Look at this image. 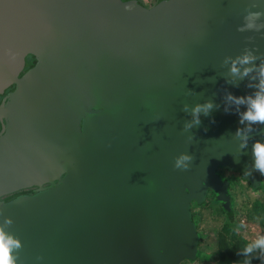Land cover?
<instances>
[{
	"label": "water",
	"instance_id": "obj_1",
	"mask_svg": "<svg viewBox=\"0 0 264 264\" xmlns=\"http://www.w3.org/2000/svg\"><path fill=\"white\" fill-rule=\"evenodd\" d=\"M24 55L0 106V197L57 182L0 201L14 264H180L198 250L190 203L230 209L218 167L260 186L264 124L243 116L264 97V0H0V91ZM132 94L135 126L104 146L99 123Z\"/></svg>",
	"mask_w": 264,
	"mask_h": 264
},
{
	"label": "rangeland",
	"instance_id": "obj_2",
	"mask_svg": "<svg viewBox=\"0 0 264 264\" xmlns=\"http://www.w3.org/2000/svg\"><path fill=\"white\" fill-rule=\"evenodd\" d=\"M143 1L150 5L154 0ZM223 174L235 179L230 188L237 222L234 235L244 239L249 249L256 253L264 252V246H258L259 241L264 239V175L260 189L254 191L238 174L229 171H223ZM212 198L211 194L208 195L202 206H192L191 211L198 221L197 231L201 235L198 250L209 259L199 258L193 262L184 260L180 264H216L218 260L217 240L222 233L224 216L220 204L215 206Z\"/></svg>",
	"mask_w": 264,
	"mask_h": 264
},
{
	"label": "flooded vegetation",
	"instance_id": "obj_3",
	"mask_svg": "<svg viewBox=\"0 0 264 264\" xmlns=\"http://www.w3.org/2000/svg\"><path fill=\"white\" fill-rule=\"evenodd\" d=\"M158 1L160 0H154L151 2L150 5H147L145 3V1L143 0H138V2L146 7V8H149L153 5H155ZM24 62H23V66L22 68L20 69L18 75L16 78H14V80H12V82H10V84L8 86H6L5 88H3L1 91H0V106L4 103H6L7 101V95L12 92L13 90H15L16 88V83H15V80H18L20 79L29 69H31L37 62V58L34 57L33 55H24V58H23ZM117 97H120V98H123V99H127L129 98L128 100H130V102L128 103H125L123 106L121 105L119 107V109L117 110L120 114V118L116 119L115 121L113 119H107V117H104L102 118V121L99 123V129L101 130V133L104 135V139H105V145L104 146H107V145H115L113 143H109L107 144V141H106V132H109V134H111V132H118L117 130H115L114 128H112L113 124H117L119 123L121 126H122V130H121V126H120V130L119 131H122V132H125L127 133L128 132V129L130 131H132L131 129L135 126L133 125V121H132V118L130 117V114L127 115V113L130 111L128 108L129 106L130 107H133V103H131L132 100H136L138 98V95H118ZM128 111V112H127ZM106 112H107V107L105 106H100L99 108H95V107H90L89 110H88V114L85 116L84 118V123L88 124L89 122V119H91L90 115L91 114H94V113H104L103 115H106ZM126 113V114H125ZM118 120V121H117ZM109 124V125H108ZM5 127V120L0 116V137L3 136L4 134V128ZM82 127V122L80 123V128ZM117 145V143H116ZM223 171H229V170H226L224 168H221V167H218L216 169V174L224 181H226L228 183V180L229 179H233V178H229V177H225V175L223 174ZM229 172H233V171H229ZM233 173H236V172H233ZM238 174V173H236ZM238 177L244 181L240 175L238 174ZM235 180V179H234ZM56 180L53 181V182H50V183H46V184H43L41 186H32V187H28V188H24V189H20V190H17V191H14V192H11L9 194H5L3 196L0 197V201L2 203H6L16 197H23V196H32V195H35V194H38L40 193L41 191L43 190H46L50 187H52L53 185L56 184ZM246 182V181H244ZM235 183V182H234ZM248 183V182H246ZM249 186H251L249 183H248ZM228 187V186H227ZM229 192V196L231 195L230 191ZM212 195V203L216 206L217 204H215V202L213 201L214 199V193L212 191H208L207 194H206V197L205 199L207 198L208 195ZM231 198V197H230ZM204 199V201H205ZM196 202H191L190 203V212L192 211V206L194 207H197L195 205ZM220 203V202H219ZM220 206H222V204L220 203ZM192 212H191V216H192ZM197 231V229H196ZM198 233V231H197ZM199 243V241H198ZM197 249H198V246H197Z\"/></svg>",
	"mask_w": 264,
	"mask_h": 264
},
{
	"label": "trees",
	"instance_id": "obj_4",
	"mask_svg": "<svg viewBox=\"0 0 264 264\" xmlns=\"http://www.w3.org/2000/svg\"><path fill=\"white\" fill-rule=\"evenodd\" d=\"M234 179L228 180V191H230L231 186L234 184ZM252 190L256 191L260 189L259 187L253 188L250 186ZM231 197V206L229 210H226L223 206H221V211L224 216V223L222 225V233L217 240V255L218 260L216 264H264V252L256 253L252 249H249L247 242L240 237H236L234 235L236 228V218L234 211V200L232 195ZM213 201L215 204H220L216 195H214ZM205 201L201 203H195L197 207L202 206ZM192 221L195 223L196 229L198 221L192 215ZM199 241L201 240V235L198 233ZM199 244V243H198ZM204 258L209 259L207 256L202 254L199 250H197L196 257L190 262L195 261L196 259Z\"/></svg>",
	"mask_w": 264,
	"mask_h": 264
},
{
	"label": "clouds",
	"instance_id": "obj_5",
	"mask_svg": "<svg viewBox=\"0 0 264 264\" xmlns=\"http://www.w3.org/2000/svg\"><path fill=\"white\" fill-rule=\"evenodd\" d=\"M259 15V14H257ZM251 27V26H249ZM251 59H254L253 57L246 56L243 58L241 63H249ZM232 71L234 73L238 72V69L233 66ZM249 70L245 71V75H247V72ZM261 74L264 75V69H261ZM261 87L264 88V81H261ZM232 99V97H229ZM251 99V98H249ZM244 101L238 100L237 103H243ZM212 105L208 104L206 108H211ZM201 110L200 106L196 108V112L198 113ZM244 120L249 121L250 123H259V124H264V97L253 101L251 103V108L244 114L243 116ZM199 121H197L198 123ZM243 120L241 121V123ZM252 129L249 128V131ZM239 134V133H238ZM255 148V155L258 158L257 159V168L260 169L261 174L264 175V145L260 144L257 142L254 146ZM182 159H188V157H183ZM179 167V163L177 165ZM10 223V221H9ZM13 246L19 247V242L14 241L11 238H8L5 236V233L0 230V264H14L13 257H12V248ZM258 246H264V239H261L259 241Z\"/></svg>",
	"mask_w": 264,
	"mask_h": 264
}]
</instances>
